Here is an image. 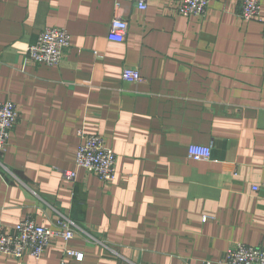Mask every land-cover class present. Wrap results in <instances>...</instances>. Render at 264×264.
Wrapping results in <instances>:
<instances>
[{
    "label": "crops",
    "instance_id": "obj_1",
    "mask_svg": "<svg viewBox=\"0 0 264 264\" xmlns=\"http://www.w3.org/2000/svg\"><path fill=\"white\" fill-rule=\"evenodd\" d=\"M146 2L0 0V102L20 113L0 223L65 216L91 236L0 264H59L67 249L84 255L67 264H222L234 244L264 247V192L252 191L264 180V1L252 21L241 0L188 18L173 0ZM115 16L128 22L124 43L108 38ZM48 27L71 38L57 67L27 58ZM124 68L143 81H124ZM79 130L114 151V181L77 167ZM192 145L211 160H192Z\"/></svg>",
    "mask_w": 264,
    "mask_h": 264
},
{
    "label": "built area",
    "instance_id": "obj_2",
    "mask_svg": "<svg viewBox=\"0 0 264 264\" xmlns=\"http://www.w3.org/2000/svg\"><path fill=\"white\" fill-rule=\"evenodd\" d=\"M214 0H173L176 11L184 17L205 16L211 2ZM241 18L244 21L257 20L261 16V6L264 0H241ZM141 10L147 9L146 0H137ZM129 31L128 22L119 16H115L110 25L109 40L116 43H124ZM70 34L65 28L48 27L39 34L36 43L28 50V62L33 65L57 67L64 59L66 51L70 48ZM124 81L141 83L143 78L137 69L124 68L122 72ZM20 119L18 108L12 102H0V166L2 157L6 153L11 135ZM81 140L76 164L80 169L86 170L90 175L97 177L104 183H110L116 178L117 156L114 151L106 146L105 140L99 135L87 134L83 130L78 131ZM188 156L195 161H210L211 148L192 145L188 150ZM67 181L75 182V171H64ZM255 193L264 192V180L252 187ZM208 217H204L207 221ZM60 238L65 242L78 238L90 240L84 232L71 219L62 216L54 224L40 226L36 221L27 217L15 226L7 227L0 223V256L14 259H23L30 255L40 260L52 239ZM83 254L71 249L65 250L59 264H67L69 258L77 261L83 260ZM222 264H264V247H252L242 243L234 244L226 253Z\"/></svg>",
    "mask_w": 264,
    "mask_h": 264
}]
</instances>
